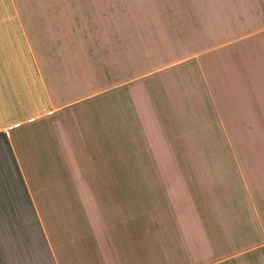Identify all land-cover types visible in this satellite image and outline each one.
Returning a JSON list of instances; mask_svg holds the SVG:
<instances>
[{"label": "crops", "instance_id": "obj_1", "mask_svg": "<svg viewBox=\"0 0 264 264\" xmlns=\"http://www.w3.org/2000/svg\"><path fill=\"white\" fill-rule=\"evenodd\" d=\"M0 264H264V0H0Z\"/></svg>", "mask_w": 264, "mask_h": 264}, {"label": "rangeland", "instance_id": "obj_2", "mask_svg": "<svg viewBox=\"0 0 264 264\" xmlns=\"http://www.w3.org/2000/svg\"><path fill=\"white\" fill-rule=\"evenodd\" d=\"M197 134H198V133H193V134H191V137H192V140H193V141H195L194 139H195V137H196Z\"/></svg>", "mask_w": 264, "mask_h": 264}]
</instances>
